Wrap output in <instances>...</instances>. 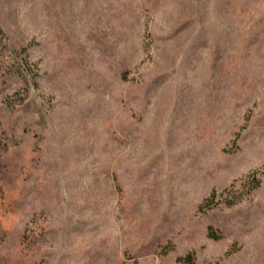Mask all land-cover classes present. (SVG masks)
I'll use <instances>...</instances> for the list:
<instances>
[{"label": "rangeland", "instance_id": "1", "mask_svg": "<svg viewBox=\"0 0 264 264\" xmlns=\"http://www.w3.org/2000/svg\"><path fill=\"white\" fill-rule=\"evenodd\" d=\"M0 28V264H264V0H0Z\"/></svg>", "mask_w": 264, "mask_h": 264}, {"label": "trees", "instance_id": "2", "mask_svg": "<svg viewBox=\"0 0 264 264\" xmlns=\"http://www.w3.org/2000/svg\"><path fill=\"white\" fill-rule=\"evenodd\" d=\"M2 37H4V34H3V32H2V30L0 28V46H1V39H2ZM0 53H1V51H0ZM210 235H211V237L213 236V234H210Z\"/></svg>", "mask_w": 264, "mask_h": 264}]
</instances>
